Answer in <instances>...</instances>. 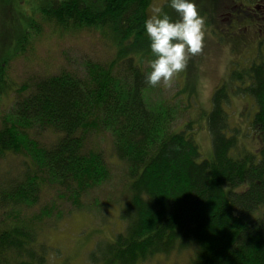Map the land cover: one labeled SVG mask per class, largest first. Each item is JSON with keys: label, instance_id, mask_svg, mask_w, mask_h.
Returning a JSON list of instances; mask_svg holds the SVG:
<instances>
[{"label": "trees", "instance_id": "1", "mask_svg": "<svg viewBox=\"0 0 264 264\" xmlns=\"http://www.w3.org/2000/svg\"><path fill=\"white\" fill-rule=\"evenodd\" d=\"M153 2L31 3L14 42L18 51L32 32L39 35L49 26L62 36L98 31L116 55L104 63L87 60L80 70L34 75L15 87L1 61L0 101L9 92L14 97L1 121L0 160L6 155L25 160L15 175L10 169L0 175V264H50L52 248L41 234L63 211L54 199L43 204V198L50 193L82 208L86 193L113 172L112 157L107 160L93 140L106 134L126 164L128 195L121 207L126 227L113 240L96 243L90 264H138L185 251L192 253L186 264H264V62L237 70L229 80L254 98L251 127L263 143L260 155L239 148L224 107L226 85L217 88L207 113L214 153L200 160L192 123L178 131L175 104L153 99L150 94L158 90L145 81L151 70L146 59L153 56L144 21Z\"/></svg>", "mask_w": 264, "mask_h": 264}, {"label": "rangeland", "instance_id": "2", "mask_svg": "<svg viewBox=\"0 0 264 264\" xmlns=\"http://www.w3.org/2000/svg\"><path fill=\"white\" fill-rule=\"evenodd\" d=\"M34 1L0 0V63L6 60L3 63L6 69L4 77H8L14 87L23 85L34 75L55 74L65 67L80 70L87 60L104 63L116 55V47L106 41L98 31L85 29L74 33L66 32L62 36L52 31L49 26H45L39 35L32 32L29 43H25L22 50L18 51L14 42L21 37L23 26L31 15V3ZM165 1L154 0L152 6L162 7ZM196 4L201 15L205 13L210 17L209 10L208 12L205 10V7L212 9L210 0H196ZM164 10L174 20L179 18L169 4ZM203 19L205 42L202 52L189 58L186 67L175 77L170 87L159 84L154 87L158 92L150 95L153 99L165 98L175 104L174 127L178 131L185 130L188 128L187 123H192L193 130L190 132L200 146V160H203L212 157L214 153L207 113L212 109V98L217 88L227 85L229 95L224 107L230 113V123L238 135L239 148L260 155L263 143L258 133L251 127V121L255 116L254 110L256 111L254 98L250 94L245 95L239 91L234 93L231 90L229 73L232 54L227 49L228 46L224 48L225 51L218 54L216 50L214 51L211 38L218 37L222 46L226 41L217 35L222 34V31L216 24L212 27L211 23L207 25L209 21L207 18ZM258 59L257 56L254 62ZM150 60L146 59L147 65ZM13 97L14 92H9V97L4 96L3 101H0V126ZM49 139L51 137H47L45 141L50 143ZM93 140L104 150L107 160L108 157H112L113 172L102 185L86 193L82 208L73 207L64 199L54 198L50 193L45 195L43 204L54 199L60 206L59 211H63L60 218L55 217L46 224L45 233L41 234L52 248L50 264H90L89 253L96 243L113 240L115 234L126 227L121 219V207L124 206L125 196L128 195L126 164L118 160L113 153V139L109 134L95 135ZM24 160L21 155H6L0 160V175L7 169L15 175L24 167ZM36 211L38 209H31V213ZM191 256L190 251L171 253L169 256L159 254L138 264H186Z\"/></svg>", "mask_w": 264, "mask_h": 264}, {"label": "clouds", "instance_id": "3", "mask_svg": "<svg viewBox=\"0 0 264 264\" xmlns=\"http://www.w3.org/2000/svg\"><path fill=\"white\" fill-rule=\"evenodd\" d=\"M178 14L173 19L163 8L153 5L144 21L153 58L145 81L153 87H170L190 57L199 55L205 42L204 19L196 0H167Z\"/></svg>", "mask_w": 264, "mask_h": 264}, {"label": "flooded vegetation", "instance_id": "4", "mask_svg": "<svg viewBox=\"0 0 264 264\" xmlns=\"http://www.w3.org/2000/svg\"><path fill=\"white\" fill-rule=\"evenodd\" d=\"M213 10L205 18L216 24L222 31L217 34L225 39L222 46L219 38H211L217 54L228 46L232 54L229 79L237 70L250 68L258 56L264 62V0H215ZM212 3V0H210ZM233 49V50H232ZM234 51V53H233ZM238 53V54H237ZM234 93L239 91L240 83H231Z\"/></svg>", "mask_w": 264, "mask_h": 264}]
</instances>
